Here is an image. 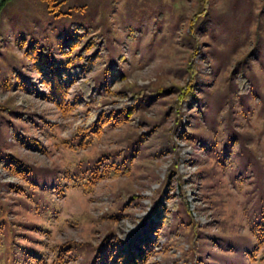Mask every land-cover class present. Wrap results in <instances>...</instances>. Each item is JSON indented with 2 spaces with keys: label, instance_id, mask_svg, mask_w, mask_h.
<instances>
[{
  "label": "rangeland",
  "instance_id": "374dc122",
  "mask_svg": "<svg viewBox=\"0 0 264 264\" xmlns=\"http://www.w3.org/2000/svg\"><path fill=\"white\" fill-rule=\"evenodd\" d=\"M56 2L53 10L41 0L0 4V264H32L34 251L49 258L65 241L84 252L107 231L124 239L153 200L176 206L161 233H150L148 264H264L259 230L250 229L264 209V0H208L211 24H191L197 0ZM96 33L103 37L85 54L98 55L85 72L72 59ZM257 35V56L241 66L251 84L241 96L228 75ZM29 44L42 55L39 69ZM188 62L198 101L178 106ZM90 84L91 100L82 101ZM105 110L128 120L70 146ZM102 156L120 172L70 186L67 172Z\"/></svg>",
  "mask_w": 264,
  "mask_h": 264
},
{
  "label": "trees",
  "instance_id": "16d2710c",
  "mask_svg": "<svg viewBox=\"0 0 264 264\" xmlns=\"http://www.w3.org/2000/svg\"><path fill=\"white\" fill-rule=\"evenodd\" d=\"M3 1L4 0H1L0 4ZM41 2H43L47 6L48 10H53V7L55 6L54 3L57 4L56 0H41ZM236 3L237 2L232 3L230 6H235ZM197 6V10L191 17V24L196 22L198 18H201L203 19V21H206L210 24L213 23L212 19L216 18L213 17L212 10L208 5V0H197ZM225 23L226 22L223 21V24ZM84 27L85 26L81 23L73 24V28L81 30V33L79 35H82L84 33ZM96 37H99L101 39L103 36L97 33L92 34L91 37H89L86 42L80 48H78L77 54L72 59L75 60L76 58H78L81 61V67L85 72H87L94 65L98 55L97 52H95L96 54L92 55L85 54L93 44V41ZM258 37L259 36L257 35L256 45L253 47V49L236 61L234 68L230 70L228 75V79L230 80L231 85L235 87L237 94L241 96L247 94L251 86V84L248 82L247 76L243 73V69L241 68V66L245 61L252 58L254 59L257 56L261 44L259 43V40L261 39H258ZM78 42L79 36L75 37L73 40L68 41L71 48L75 47ZM193 47L194 48L191 57L193 54H195V52L199 50V48L195 45ZM36 53L37 50L34 49L32 44H29V46L26 48L25 54L29 56L33 61L34 67L39 69V66L42 64V55L40 53ZM85 55H87L86 58L82 59V57H84ZM52 64L56 66L55 62H53ZM191 65L192 63L188 62V65L183 68L185 73L188 74L189 79L186 80L184 85L175 87V89L179 93L176 99V104L178 106L180 105L179 103L181 101H185L189 107L195 106L198 101L196 90L197 82L193 77L195 75V70ZM207 66H210L209 62ZM73 69H75L74 66ZM92 86L93 85L90 84L88 87L86 85L85 87H83V90L81 91L82 101L87 102L91 100ZM53 91L56 94V97L62 99L63 89L60 85L54 84ZM128 92L130 93L131 91ZM141 93L144 92L140 91L137 94L142 96ZM130 109L133 110L134 108L131 107ZM127 110H129V108ZM177 113L179 114L178 110ZM124 120H128L127 115L124 114L123 116H119L118 112L116 111L105 110L96 119V122L90 126V128L83 130L81 134L73 135V137L68 139L67 142L69 141L68 143L70 146H82L84 138L88 136L91 137L96 133H99L102 125L108 124V122L111 125H116ZM176 120L177 130L178 127H181L182 124L180 115ZM180 133L178 135L184 138L183 135L185 132L183 131V129ZM172 151H174V149H172ZM107 157L108 156H102V158L105 159L103 160V162L95 161L92 164L82 166L81 170L74 169L71 173L67 172L66 178L72 181L70 182V186L82 187V189H87L96 181L97 177H99L100 175L118 174L120 170L118 171L117 166L112 162H107ZM8 164L10 168L16 170L15 163L13 161H10ZM50 184V182H42V184L39 186L49 189L51 187ZM58 190L61 194L63 193V189L59 188ZM173 206H176V204L173 202L170 206L169 204L162 203L159 200H153L152 210L150 214H148L140 223V225H138L124 239L115 240V238L111 237L113 233L111 231H107V233H104V236L97 244L94 245L92 243H87V248L84 250V252H81V249L77 247L76 243L72 241H65L59 244H55L50 248L49 258L44 252L34 251V253H31L28 256L30 258L28 260L32 264H148V260L151 257L153 245L155 242L154 238L150 236V233H153L156 236L161 233L160 230L162 231L164 227H166V225L169 223L168 214L169 211H171L170 207ZM258 209V216L254 224H250V229L252 231H256L257 229L259 230L257 239L258 245H260L264 243V209L263 207H259ZM0 212V216L3 215L2 208H0ZM258 245H256L255 247H257Z\"/></svg>",
  "mask_w": 264,
  "mask_h": 264
}]
</instances>
